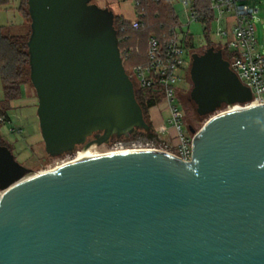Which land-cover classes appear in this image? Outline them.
<instances>
[{
    "label": "water",
    "instance_id": "95a60500",
    "mask_svg": "<svg viewBox=\"0 0 264 264\" xmlns=\"http://www.w3.org/2000/svg\"><path fill=\"white\" fill-rule=\"evenodd\" d=\"M30 79L46 152L150 131L95 0H27ZM193 158L163 150L91 155L27 180L1 143L0 264H264V104L223 50L194 53ZM192 133L195 129L189 127ZM95 139L88 141L91 136Z\"/></svg>",
    "mask_w": 264,
    "mask_h": 264
},
{
    "label": "built area",
    "instance_id": "2783aa9c",
    "mask_svg": "<svg viewBox=\"0 0 264 264\" xmlns=\"http://www.w3.org/2000/svg\"><path fill=\"white\" fill-rule=\"evenodd\" d=\"M133 1L137 17L131 22L133 27H138L145 11L142 0ZM171 2L173 6L176 2L183 5L186 20L181 21L179 18L180 24L173 28V36L169 40L161 41L155 35H151L148 40L146 60L132 66L128 74L131 79L132 75L135 76L136 81H134L140 88L160 92L162 98L156 107L161 112L169 111V123L175 130L178 144V152L170 153L182 160L191 161L194 136L199 130L195 134L186 131L185 120L176 103V97L178 83L184 80L181 71L188 69V57L190 56L191 60L193 57V54L192 56L190 54L193 35L184 30V27L194 21H202L193 6L194 0H171ZM254 2L256 0H208L210 24L211 27L215 26L214 35L221 39L218 45L230 54L228 61L232 69L240 80L251 88L254 96L252 101L241 107L264 104V54L260 50L256 27L259 8ZM6 121L11 120H7L4 116L0 117V123ZM11 131L19 133L22 132V128H12ZM139 146L144 148L143 144ZM152 149L167 151L160 148ZM5 192L6 189L0 188V201Z\"/></svg>",
    "mask_w": 264,
    "mask_h": 264
},
{
    "label": "rangeland",
    "instance_id": "374dc122",
    "mask_svg": "<svg viewBox=\"0 0 264 264\" xmlns=\"http://www.w3.org/2000/svg\"><path fill=\"white\" fill-rule=\"evenodd\" d=\"M95 2L101 6L109 5L117 15H122L127 20H135L137 17L133 0H95ZM254 3L259 8L256 17V27L260 50L264 54V0H256ZM18 6L19 0H10L8 5L0 7V24L8 26L9 33L21 35L30 32L31 23L27 13H25V23H23V17L19 12ZM174 7L177 14L179 15L180 20L185 21L186 16L184 14L185 12L183 5L180 2H176ZM214 28L215 26L213 25L211 27L212 33L208 35L205 31V25L200 21H194L189 26L184 27V30L189 31L190 34L193 35V43L190 48L191 56L196 52L200 53L201 51L205 50L211 42L216 45L221 43V39L216 37L213 33ZM142 44L144 43L141 42V45ZM142 51L143 47L140 46L138 42L131 44L130 42H123L122 44L121 52L123 59L128 58L131 52H133V55H135V57L138 59ZM188 61V69L181 71L182 76H184V80L178 83L179 89L176 97V103L181 110L184 120H187L188 123L194 124L195 128L197 127V130H200L212 116L224 110H228L230 107L220 109L209 116H201V118L196 117L192 104L187 102V94L190 93L192 88V84L188 79L190 65L192 63L190 56L188 57ZM132 77L136 81L135 76L132 75ZM2 99L3 86L0 79V109L2 108ZM37 109L38 96L29 76L27 83L23 84L22 86L21 98L14 100L11 103V108L7 112L9 117L0 113V117L4 116L7 118V120H11L6 121L5 123H0L1 140H3V142L13 151L16 159L29 168V172L26 175L55 168L64 162L73 160L78 155V153L81 152L80 145L77 146L73 153H64L59 156L51 157L45 149V143L41 135ZM162 116L165 121H167V130L160 132L157 138L146 139L144 137H139V139L135 140H117L115 138L114 140L107 143H94L91 146V149L93 148L92 151L108 152L124 148L139 149V145L143 144L144 148H160L172 153H177V138L175 137V130L169 123V111L163 110ZM186 127L187 126H185V128ZM12 128H22V132H12Z\"/></svg>",
    "mask_w": 264,
    "mask_h": 264
},
{
    "label": "trees",
    "instance_id": "16d2710c",
    "mask_svg": "<svg viewBox=\"0 0 264 264\" xmlns=\"http://www.w3.org/2000/svg\"><path fill=\"white\" fill-rule=\"evenodd\" d=\"M9 2L10 0H0V7L8 5ZM142 5L145 14L138 27H133L131 20H127L124 16L115 13V26L118 30L120 49L122 50L123 42H130V44L138 42L143 47V51L138 59L133 55V52L130 53L131 56L129 55L128 58L124 59V65L128 73H130L132 66L146 60L148 40L151 35H155L161 41L169 40L173 36V28L180 24L178 14L171 0H142ZM193 6L197 10L200 20L205 24L206 34L210 35L212 33L210 24L211 13L207 10L208 0H194ZM18 9L24 18H26L25 13H27L30 19L27 0H20ZM30 33L31 30L29 33L21 35L11 34L8 32V26L0 24V79L3 86V99L1 101L2 108L0 109V113L2 115L8 116L7 112L11 108L12 101L21 98L22 86L27 83L30 76V56L28 52ZM141 42L144 44L141 45ZM210 46L222 49L221 45H216L212 42L206 49ZM223 53L224 57L229 60L230 54L225 49H223ZM188 79L191 82L190 73ZM132 80L135 85L136 97L143 108L145 119L151 126V130L136 129L130 136L116 139L135 140L139 139V137L146 139L157 138L159 133L151 119L150 109L160 103L162 96L160 92L140 88L133 78ZM187 102L192 104L196 117L201 118L196 113L195 104L190 99V93L187 94ZM226 107L224 105L221 109H225ZM185 125L190 134H195L198 131L197 127L195 128V125L188 123L187 120L185 121ZM190 126L195 129V133L191 132ZM1 143L6 145L3 140H1Z\"/></svg>",
    "mask_w": 264,
    "mask_h": 264
},
{
    "label": "bare ground",
    "instance_id": "6f19581e",
    "mask_svg": "<svg viewBox=\"0 0 264 264\" xmlns=\"http://www.w3.org/2000/svg\"><path fill=\"white\" fill-rule=\"evenodd\" d=\"M238 108H240L239 105H236V106L232 107L231 109H238ZM92 149L90 147L84 153L79 152L78 155L73 160H70L68 162H71V161H74V160H77V159H81V158H84V157H87V156H91V155H98V154H105V153L140 151V150H157V149H152V148L151 149H147V148L125 149L124 148V149L112 150V151H108V152H98V151H94V150L92 151ZM68 162H64L63 164L68 163ZM63 164H60V165H63ZM60 165H58V166H60ZM42 172H44V171H42ZM39 173H41V172H36V173H31V174L25 175L24 178L21 181L27 180V179H29V178H31V177L39 174Z\"/></svg>",
    "mask_w": 264,
    "mask_h": 264
},
{
    "label": "crops",
    "instance_id": "0c3cea01",
    "mask_svg": "<svg viewBox=\"0 0 264 264\" xmlns=\"http://www.w3.org/2000/svg\"><path fill=\"white\" fill-rule=\"evenodd\" d=\"M19 2H20V0H19ZM22 17H23V23H25V18L23 15H22ZM150 115H151V119L153 121V124L159 133L167 130V122L163 118L162 112L160 111L159 108H157L156 106L152 107L150 109ZM8 117H9V115H8Z\"/></svg>",
    "mask_w": 264,
    "mask_h": 264
},
{
    "label": "flooded vegetation",
    "instance_id": "af4514ba",
    "mask_svg": "<svg viewBox=\"0 0 264 264\" xmlns=\"http://www.w3.org/2000/svg\"><path fill=\"white\" fill-rule=\"evenodd\" d=\"M94 139H95V136L93 135V136H91V137L89 138L88 141H92V140H94ZM92 145H93V144H92ZM92 145H91V146H92ZM91 146H90V147H91ZM90 147H89V148H90ZM82 149H83V145L81 146V150H82ZM74 151H75V150H74ZM74 151H70V152L73 153ZM67 153H69V152H67Z\"/></svg>",
    "mask_w": 264,
    "mask_h": 264
}]
</instances>
